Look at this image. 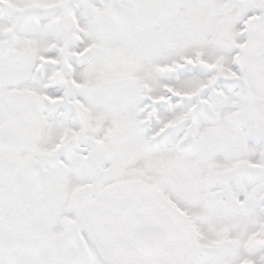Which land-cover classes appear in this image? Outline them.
<instances>
[{"label": "snow or ice", "instance_id": "obj_1", "mask_svg": "<svg viewBox=\"0 0 264 264\" xmlns=\"http://www.w3.org/2000/svg\"><path fill=\"white\" fill-rule=\"evenodd\" d=\"M0 264H264V0H0Z\"/></svg>", "mask_w": 264, "mask_h": 264}]
</instances>
